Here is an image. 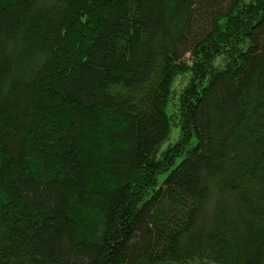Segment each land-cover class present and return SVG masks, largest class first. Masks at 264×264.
<instances>
[{"label": "trees", "instance_id": "1", "mask_svg": "<svg viewBox=\"0 0 264 264\" xmlns=\"http://www.w3.org/2000/svg\"><path fill=\"white\" fill-rule=\"evenodd\" d=\"M0 264H264V0H0Z\"/></svg>", "mask_w": 264, "mask_h": 264}, {"label": "rangeland", "instance_id": "2", "mask_svg": "<svg viewBox=\"0 0 264 264\" xmlns=\"http://www.w3.org/2000/svg\"><path fill=\"white\" fill-rule=\"evenodd\" d=\"M183 80H185V77H178L177 80L175 81V88H180L182 86V84L184 83ZM178 137V128L177 129H173L172 131V135L171 138L172 140H176Z\"/></svg>", "mask_w": 264, "mask_h": 264}]
</instances>
